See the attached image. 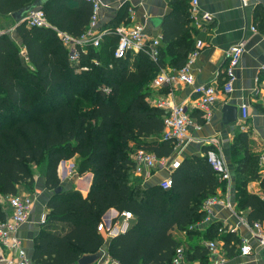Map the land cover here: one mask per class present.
Returning a JSON list of instances; mask_svg holds the SVG:
<instances>
[{
  "label": "trees",
  "instance_id": "1",
  "mask_svg": "<svg viewBox=\"0 0 264 264\" xmlns=\"http://www.w3.org/2000/svg\"><path fill=\"white\" fill-rule=\"evenodd\" d=\"M33 1L0 0V13L12 14ZM71 1L50 0L42 8L51 25L79 36L89 24L92 5L75 0L79 5L75 8ZM14 29L18 39L10 31L0 33V221L7 218L2 198L17 194L20 185L33 186V165L42 163L46 186L54 190L61 184L59 163L78 154V173H93L91 189L86 197L73 189L53 193L46 223L64 220L72 228L63 235L48 226L41 229L33 260L77 264L84 252L97 251L104 242L97 228L100 218L114 207L131 210L137 222L112 239L108 248L112 259L119 264H174L180 242L171 229L177 225L191 231L190 225L206 214L204 201L216 195L224 181L206 155H192L174 168L169 189L132 183L131 142L158 156L171 155L175 146L172 140H162L166 111L148 101L151 82L162 65L160 57L156 62L139 52L133 61L132 54L114 58L118 36L112 33L99 47L81 51L77 63L69 59L53 27L21 22ZM167 31L168 26L164 28L168 41ZM186 62L185 57L177 66ZM82 65L88 69H80ZM239 136L244 156L237 160V172L243 182L260 179L264 189L259 158L248 150V134ZM236 199L239 208L250 209L251 224L264 221V198L240 189ZM231 240L241 242L230 232L225 246ZM208 254V248L198 243L192 252L185 250V260L205 263Z\"/></svg>",
  "mask_w": 264,
  "mask_h": 264
},
{
  "label": "crops",
  "instance_id": "2",
  "mask_svg": "<svg viewBox=\"0 0 264 264\" xmlns=\"http://www.w3.org/2000/svg\"><path fill=\"white\" fill-rule=\"evenodd\" d=\"M71 5L75 8L79 7L75 0L71 1ZM185 13L187 16L184 15ZM205 14L210 18H205ZM185 18L188 24L185 23ZM134 21L142 22L145 31L152 38H160L157 60L149 55L156 62L160 57L162 65L158 72L161 70L172 72L178 69L177 64L185 57L188 60L196 47L197 40L202 39L205 45L190 64L195 84H215L219 89L225 79L226 49L237 42L244 43L245 50L235 69L234 90L230 94L219 92L218 99L209 108L211 115L209 120L205 111L194 106L195 84L180 82L156 89L151 82L152 92L148 101L154 105L156 99L163 96L175 103L185 102L189 106L193 122L200 125V128L192 125L189 127L187 141L181 146H174L173 153L166 156L169 162L175 159L182 161L192 155L207 156V151L212 148L226 161L231 171L230 182L223 180L224 183L217 188L216 195L213 196L222 203L214 204L211 213L208 214L204 209L207 198L202 205L206 214L203 219L190 225L191 231L181 229L177 225L171 229L173 238L180 242L184 252L185 250L192 252V248L198 243L207 248V244L211 241L217 244L216 250L208 249L209 254L205 263L198 259H189L183 264H264V249L259 250L257 240L252 235L251 222L248 220L250 209L239 208L236 199L237 191L240 189H246L264 198L260 179L250 178L243 182L240 172H237V160L244 156V150L239 148L241 132L248 134V150L252 155L260 159L264 154V0H249L245 6L240 0H198L196 10L193 8L192 0H101L99 30H112L114 27ZM167 26V34L170 36L168 41L164 40V28ZM253 26L258 30L254 31ZM186 27L188 31L185 34ZM10 32L18 39L15 29ZM110 35V33L105 34L103 41ZM134 57L135 54L132 55L131 61L135 59ZM225 103L236 104L239 113L241 106L245 104L248 111L246 121L242 122L239 117L237 121L225 123L222 113ZM151 139L152 137L147 138V140ZM130 145V154L133 157L139 148L134 142ZM173 170L174 168L156 166L140 173L133 167L131 180L133 184L148 188L160 185L164 178H171ZM58 176L63 184L62 191L73 189L79 191L83 197L88 195L93 182V173L91 171L78 173L72 158L61 161ZM18 194L22 196L31 194L34 197L28 220L19 227L17 235L27 258L37 264L33 260V255L35 241L41 229L48 226L50 230L63 235L70 231L72 225L57 219L49 223L40 222L42 214L50 211L47 203L53 195V190L46 186L43 174H34V184L31 187L20 185ZM4 207L7 217L10 216L11 207L6 198H4ZM122 218V211L111 207L104 212L99 222L110 226L119 223ZM136 222L137 217L134 214V218L130 220V228ZM217 225L222 228L212 232L211 228ZM98 231L104 236V242L99 248L104 251V256L98 263L100 264L112 258L108 248L114 237L108 235L105 229ZM230 232L233 236L239 237L241 242L235 243L231 240L228 246H225V237ZM243 239H248L253 246L252 254L241 253L240 246ZM229 249H232L231 253H228ZM0 256L9 258L17 255L14 250L0 244Z\"/></svg>",
  "mask_w": 264,
  "mask_h": 264
},
{
  "label": "built area",
  "instance_id": "3",
  "mask_svg": "<svg viewBox=\"0 0 264 264\" xmlns=\"http://www.w3.org/2000/svg\"><path fill=\"white\" fill-rule=\"evenodd\" d=\"M92 5V14L88 26L79 36H74L64 30L58 29L49 23L47 15L42 7L32 9L24 18L27 26H47L53 27L57 31V35L68 50L69 59L72 62L80 61L81 51H86L89 47H99L105 34H116L118 43L113 51L114 58H125L128 54H138L144 52L157 60L158 46L160 38H152L145 31V25L142 22L134 21L129 24L120 25L112 30H99V12L101 9V0H85ZM243 6L247 5L249 0H240ZM193 8L196 10L198 0H192ZM205 18L209 19V15L205 14ZM252 29L257 31V27ZM264 35V33H263ZM205 45L202 39H198L195 49L191 52L187 62L175 71L168 72L161 70L157 73L152 81L154 88H162L165 85H175L180 82L195 84L194 74L191 72L190 64L200 49ZM245 50L243 42H237L230 45L226 51L227 66L225 69V79L219 89L215 84H195L194 106L205 111L206 118H210V110L212 104L218 99L219 92L222 94H230L234 90V82L236 80L235 69L239 65L241 56ZM96 61V60H95ZM97 62V61H96ZM113 63L109 64L112 67ZM80 69H88L87 65H82ZM155 106L166 111L164 115V126L162 131V140H172L176 147L181 146L189 138V127L195 126L200 128L199 124H195L189 106L185 102L175 103L167 97H159L156 99ZM240 119L245 122L248 117L247 106L243 104L240 109ZM207 158L213 170L219 175L221 180L230 182L231 171L226 161L220 157L212 148L207 151ZM134 168L137 172L142 173L147 169L156 166L161 168H176L180 165V161L168 160L166 156H158L154 152L139 148L132 157ZM260 173L264 175V154L259 159ZM171 178H164L160 182V186L164 189L171 188ZM217 202H221L217 197H210L204 203V209L211 213L212 206ZM34 203V197L31 194L22 196L21 194H13L8 196V205L11 207V214L5 220L0 221V244L14 250L15 257L0 256V264H34L27 258L26 251L22 246V242L17 235L19 227L28 220L30 211ZM122 220L114 225L107 226L103 222H99L98 229L106 230L107 234L116 237L127 232L130 229V220L134 218L131 210L122 211ZM208 219V217H207ZM47 213L44 212L40 222L46 223ZM252 235L257 240L259 250L264 249V221L256 220L252 224ZM211 251L216 250L217 244L211 241L207 244ZM243 255H250L254 252L253 246L248 239H243L241 246ZM185 261V252L182 246H178L175 252L173 262L175 264H183ZM100 264H119L114 259H106Z\"/></svg>",
  "mask_w": 264,
  "mask_h": 264
},
{
  "label": "water",
  "instance_id": "4",
  "mask_svg": "<svg viewBox=\"0 0 264 264\" xmlns=\"http://www.w3.org/2000/svg\"><path fill=\"white\" fill-rule=\"evenodd\" d=\"M50 0H34L29 5L22 7L19 10L12 12V16L16 22V25L24 21L26 15L34 8L42 7L44 4L48 3ZM3 33V32H1ZM223 121L225 123H231L237 121L239 118V107L236 104L225 103L222 108ZM64 161V160H62ZM63 190V184H60L53 190V193H58ZM104 256V251L98 249L95 252H84L77 260V264H98Z\"/></svg>",
  "mask_w": 264,
  "mask_h": 264
},
{
  "label": "rangeland",
  "instance_id": "5",
  "mask_svg": "<svg viewBox=\"0 0 264 264\" xmlns=\"http://www.w3.org/2000/svg\"><path fill=\"white\" fill-rule=\"evenodd\" d=\"M16 22L12 16V14H2L0 13V33L1 32H6V31H10V30H13L14 29V26H15ZM21 55L24 56L25 54V51L24 49L20 51ZM81 160L80 158V155H75L73 158H72V161L74 162L75 164V168L76 170L78 169V162ZM59 167H61V162L59 163L58 165V169ZM33 168H34V174H43V166H42V163H38V165H33ZM78 172V171H77ZM6 198V201L8 202V196L5 197ZM2 201L4 203V198H2Z\"/></svg>",
  "mask_w": 264,
  "mask_h": 264
}]
</instances>
